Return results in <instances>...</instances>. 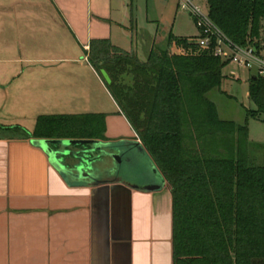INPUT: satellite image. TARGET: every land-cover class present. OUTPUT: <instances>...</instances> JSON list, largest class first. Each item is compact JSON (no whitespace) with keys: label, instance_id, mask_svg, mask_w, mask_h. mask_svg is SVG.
<instances>
[{"label":"crops","instance_id":"0c3cea01","mask_svg":"<svg viewBox=\"0 0 264 264\" xmlns=\"http://www.w3.org/2000/svg\"><path fill=\"white\" fill-rule=\"evenodd\" d=\"M135 2L0 0V53L8 55L0 59V114L30 116L31 131L39 115L103 113L97 140H139L103 80L98 97L83 80L87 71L97 77L92 39H109L141 61L161 43L156 29L138 25ZM32 140L0 129V264H172L166 180L151 191L126 184L147 181L141 154L111 182L67 183Z\"/></svg>","mask_w":264,"mask_h":264},{"label":"trees","instance_id":"16d2710c","mask_svg":"<svg viewBox=\"0 0 264 264\" xmlns=\"http://www.w3.org/2000/svg\"><path fill=\"white\" fill-rule=\"evenodd\" d=\"M206 5L210 20L233 43L257 50L264 45V0ZM211 47L201 49L194 38L169 31L145 61L109 39H92L87 54L170 188L172 264H264V163L250 152L247 122L221 119L207 97L227 64ZM248 98L255 109L246 115L258 118L264 113L263 76L249 78ZM0 129L31 139L97 140L104 138L105 115H39L31 131Z\"/></svg>","mask_w":264,"mask_h":264},{"label":"rangeland","instance_id":"374dc122","mask_svg":"<svg viewBox=\"0 0 264 264\" xmlns=\"http://www.w3.org/2000/svg\"><path fill=\"white\" fill-rule=\"evenodd\" d=\"M134 9V18L140 27L154 28L157 30V37L161 44H165L164 36L170 31L175 36L188 37L196 39L199 36V30L193 18L186 12L181 11L176 6V0H136ZM202 12H207V5L204 1L199 0ZM1 43V42H0ZM160 44V42H158ZM84 52L81 51V57ZM8 57L7 54L0 53V59ZM97 73V72H96ZM233 73V76L231 75ZM254 71L245 67H238L233 63H228L222 68L223 79L218 87L211 89L207 97L215 104L218 115L221 119L231 120L237 123L247 122L248 140L250 152L258 163H264V113L258 118L247 117V109H255L254 103L248 98L249 78L254 75ZM100 79L98 75L94 77L88 71L84 74V83L90 87L89 91L97 97L103 95L100 89ZM104 82V81H103ZM18 110V109H17ZM0 123L9 125H19L22 127L32 128L33 120L28 115L16 114L14 117H7L0 114ZM60 149L77 152L81 147L70 145H59ZM100 153L104 154L102 161L99 159L91 164V169L95 172L96 168H108L113 165V161L105 154L108 148L105 145L100 147ZM98 153L93 154L96 158ZM69 163L76 160L67 157ZM85 170V172H86ZM105 176V175H104ZM75 180L88 179L87 177L77 176Z\"/></svg>","mask_w":264,"mask_h":264},{"label":"water","instance_id":"95a60500","mask_svg":"<svg viewBox=\"0 0 264 264\" xmlns=\"http://www.w3.org/2000/svg\"><path fill=\"white\" fill-rule=\"evenodd\" d=\"M102 75L106 82L110 81L108 75L103 70ZM32 141L46 152L53 166L58 170L67 183H70V180H75L74 178L77 176L87 177L91 181V184L111 182L112 179H115L121 173V165L124 162L133 161V157H135V159H140V157L137 156L139 154H141L146 160L148 168L147 173L149 174H146L144 177L147 181L144 182V184H130L127 182L126 184L140 190L151 191L160 189L165 182L163 175L151 160L139 140L103 142L93 139H33ZM85 143L90 144V147L87 149H81L75 153L67 150V148L64 150L59 148V145L66 146L70 144ZM51 144H56V147H52ZM102 145H105L108 148V151L105 154L113 161V165L105 169L96 168V173L87 171L91 169V164L96 161V159L103 160L101 158L104 157V154L100 153V147ZM95 153H98L96 158L93 156ZM67 157L76 161L74 163H69L66 160Z\"/></svg>","mask_w":264,"mask_h":264},{"label":"built area","instance_id":"2783aa9c","mask_svg":"<svg viewBox=\"0 0 264 264\" xmlns=\"http://www.w3.org/2000/svg\"><path fill=\"white\" fill-rule=\"evenodd\" d=\"M206 4V0H202ZM179 10L188 13L194 20L199 36L195 39L201 49H212L214 56L222 62L233 63L254 71V75L264 77V45L257 50L253 46H241L229 40L210 20L208 11L202 12L199 0H176ZM171 49L178 47L173 43Z\"/></svg>","mask_w":264,"mask_h":264}]
</instances>
